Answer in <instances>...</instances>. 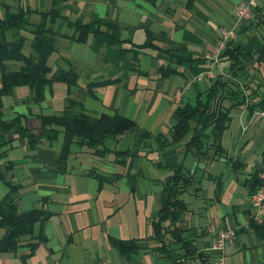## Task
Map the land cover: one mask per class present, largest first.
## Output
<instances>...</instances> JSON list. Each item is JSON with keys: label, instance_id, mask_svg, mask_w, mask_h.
Returning <instances> with one entry per match:
<instances>
[{"label": "crops", "instance_id": "1", "mask_svg": "<svg viewBox=\"0 0 264 264\" xmlns=\"http://www.w3.org/2000/svg\"><path fill=\"white\" fill-rule=\"evenodd\" d=\"M240 1L155 0L150 4L146 0H63L62 14L69 19L87 21L93 14L115 22L122 47H130L128 41L141 44L147 35L153 46L137 48L136 62H132L129 53L118 58L99 36L89 34L83 42L56 36L54 52L47 59V77L71 69L75 85L67 88L62 82H52L44 88L39 103L31 102V92L24 86L15 87L12 95L2 98L0 121L18 116L21 125L38 137V143L30 150L25 138H17L12 131L0 133V174L19 186L18 211L38 208L48 216L40 227L44 240L32 255L23 260L21 256H26L28 249L21 247L16 255L0 254V264H171L175 255L161 259L150 250L123 258L109 247L108 238L143 240L150 235L149 222L157 209L160 184L169 175V168L180 163L198 184L195 192L183 194L185 200L181 196L187 205L183 226L198 233L193 238L196 252L208 256L209 264L218 256L210 249L212 234L206 231L213 225L234 232L221 251L224 264H264V241L256 238L247 224L250 208L244 188L249 175L264 168L260 162L264 119L254 114L247 117L244 107L232 110L220 140L225 156L217 160L209 161L203 153L182 157L181 145L177 144L161 153L139 152L127 157L124 165H117L112 154L98 158L92 150L76 145H71L67 157L57 162L60 134L54 133V128L40 129L38 120L39 116L58 115L66 99H72L93 116L117 114L133 121L135 130L123 136L116 145L118 149L131 146L134 152L143 131L152 137L166 134L176 121L174 110L180 103H191L217 76L228 78L227 58L213 63L211 56L218 28L232 25L234 8ZM253 2L256 7L264 4V0ZM20 3L30 8L50 7V0ZM29 20L37 21L38 15L31 13ZM249 22L235 27L233 40L243 54L237 58L241 68L235 72L254 69L245 77L248 82L244 92L255 89L257 95L264 96V65L258 64L253 55L261 45L260 34ZM52 28L56 34L70 32L63 18L55 19ZM28 50L25 43L23 53ZM171 58L178 61L172 63ZM224 63L228 67L220 71ZM5 65L9 69L19 66L15 62ZM165 68L175 74L161 76L159 70ZM119 77L118 83L87 89L88 84ZM176 90L181 91L178 100L174 99ZM53 136L55 139H48ZM201 140L205 150L208 136L202 134ZM230 159L239 161L237 172L232 171ZM158 162L163 167H157ZM96 176L107 181L99 182ZM212 177L220 183L217 196ZM7 190L0 180V199ZM38 229L36 226L35 232ZM26 242L23 238L20 244ZM146 244L149 249L153 247L150 242Z\"/></svg>", "mask_w": 264, "mask_h": 264}, {"label": "trees", "instance_id": "2", "mask_svg": "<svg viewBox=\"0 0 264 264\" xmlns=\"http://www.w3.org/2000/svg\"><path fill=\"white\" fill-rule=\"evenodd\" d=\"M146 1L153 4L155 0ZM15 2L16 4L10 7L0 0V6L4 9V14L0 17V115L2 98L12 95L15 87H26L31 92V102L39 103L43 99L44 88L49 87L52 82H62L67 88L75 85L76 77L71 69L58 70L47 77L50 73L47 59L54 52L56 36H64L72 42H83L89 34L99 36L103 45L114 50L118 58L129 53L132 62H136L137 48L153 46L147 35L141 44L128 41L130 47H122L123 41L119 38V27L115 22L93 14L87 21H82L80 18L69 19L62 14L63 0H50L48 9L22 6L20 0ZM31 13L38 15L37 21L29 20ZM251 13L249 23L252 27L260 29L261 40L260 47L253 52V55L258 64L264 65V4L262 7H252ZM57 18L64 19L69 33L54 32L52 24ZM25 43L29 48L27 54L23 53ZM241 55L243 54L239 43L233 39L227 41L219 58L226 57L229 61L228 78L217 76L204 92L195 96L191 103H180L174 110L176 121L166 134L152 137L148 132H141L134 152L131 146L125 149L116 147L124 135L131 134L135 130L136 125L133 121L117 114L93 116L84 111L80 102L72 99H66L65 107L58 115L39 116L40 129L50 127L54 128V133L60 134L57 162L67 157L71 145L90 149L98 158L112 154L117 165H124L127 157L137 156L139 152L144 155L151 151L161 153L177 144L181 145L182 157L187 154L203 153L209 161L223 158L225 152L220 140L230 121L229 113L244 107L249 117L254 112L264 109L263 95H257L255 89L245 93L244 84L239 86L230 80L234 77L235 71L241 68L237 64V58ZM170 61L176 63L178 60L171 58ZM5 62H15L19 66L16 69H9ZM159 73L168 77L174 75L175 71L165 68L160 69ZM121 78L91 83L87 85V89L90 91L91 88L115 84ZM8 131H12L17 138H25L30 150L37 146L38 137L30 134L21 125L18 116L8 121H0V133ZM206 131L209 132L207 134L209 142L203 150L204 144L201 138ZM54 136L48 139H55ZM260 159L261 164L264 165V149L260 152ZM229 161L232 171L237 172L235 165H240L239 161L231 159ZM156 165L163 167L159 162ZM169 170V175L160 184L157 209L150 217V235L143 240L121 241L108 238L109 247L123 258L150 250L157 253L161 259L169 260L170 255H175L171 264H209L208 256L195 250L193 238L197 237V230L186 228L182 223L187 205L181 196L190 190L195 192L198 184L193 180L192 172L185 170L181 163L170 167ZM259 171V169L254 170L245 180L244 188L247 196L257 187ZM96 178L99 182L107 181L100 176ZM0 180L8 189L0 199V254L16 255L17 250L24 247L28 249L26 256H21L24 260L32 255L38 244L43 242L44 237L40 227L48 213L38 208L25 212L18 211L19 186L4 180L3 174H0ZM211 180L214 181V195L217 196L220 183L217 178L212 177ZM247 224L254 236L264 241V221L255 224L251 217H248ZM36 226L39 228L37 232H35ZM23 238H27V242L21 245ZM147 242L153 247L149 249ZM145 244L146 246L142 247Z\"/></svg>", "mask_w": 264, "mask_h": 264}, {"label": "built area", "instance_id": "3", "mask_svg": "<svg viewBox=\"0 0 264 264\" xmlns=\"http://www.w3.org/2000/svg\"><path fill=\"white\" fill-rule=\"evenodd\" d=\"M254 6L253 0H243L235 5L234 20L230 27L218 28V38L214 45V53L211 56L212 62L216 63L222 50H224L226 42L235 38V27L248 22L251 17V9ZM207 77H212L210 73H207ZM197 81H201L198 77ZM181 95L180 90L174 92V99L178 100ZM254 116H258L264 119V109L259 112H254ZM258 184L256 189L248 196V204L250 208V217L255 224H261L264 221V168H262L257 174ZM206 231L212 234L210 249L218 256L211 264H224L221 251L223 245L229 242L234 237L232 230H220L213 225H208Z\"/></svg>", "mask_w": 264, "mask_h": 264}, {"label": "rangeland", "instance_id": "4", "mask_svg": "<svg viewBox=\"0 0 264 264\" xmlns=\"http://www.w3.org/2000/svg\"><path fill=\"white\" fill-rule=\"evenodd\" d=\"M3 3H6L7 5H9L10 7H13L15 4H16V2H15V0H1ZM20 1H22V0H20ZM3 14H4V9L2 8V6H0V17H2L3 16ZM254 28V27H253ZM256 31H258V33L260 34V29L258 28V27H256ZM228 67V63H224V64H222L220 67H219V70L221 71V69H225L226 70V68ZM250 72L252 73V72H254V69H251V68H249V70H244V73L242 74V73H240V72H235V74H234V78L232 79V80H234V81H232L234 84H236V83H241V84H244L245 86L247 85L246 83L248 82L247 81V79L248 78H246L245 79V77L248 75V74H250ZM248 91H250V89L248 90ZM209 132L208 131H206V132H204V135L206 136L207 134H208ZM123 138V137H122ZM247 171H249V167L247 168ZM200 174V173H199ZM183 196V195H182ZM184 200L186 199V197L185 196H183L182 197Z\"/></svg>", "mask_w": 264, "mask_h": 264}]
</instances>
